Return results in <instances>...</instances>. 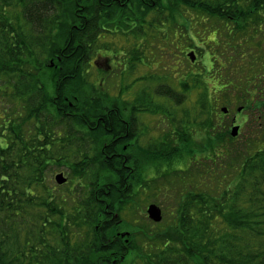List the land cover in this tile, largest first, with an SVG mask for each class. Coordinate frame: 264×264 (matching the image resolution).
I'll list each match as a JSON object with an SVG mask.
<instances>
[{
  "label": "trees",
  "instance_id": "obj_1",
  "mask_svg": "<svg viewBox=\"0 0 264 264\" xmlns=\"http://www.w3.org/2000/svg\"><path fill=\"white\" fill-rule=\"evenodd\" d=\"M184 9L201 14L199 20L187 15L197 23L187 34L189 40H200L198 25L203 23L199 22L203 14L222 19L230 29L227 50L218 52L219 59L212 56L210 66L212 73L220 71V76L215 75L219 86L203 84V101L208 106L206 94L212 89L221 94L227 91L228 98L237 90L238 106L248 111L256 143L236 144L230 125L222 131L224 138L214 135L215 126L211 129L204 122L208 130L203 150L208 156L202 160L190 161L193 154L187 151L198 140L184 128L176 137L168 132L170 140L157 144L155 153L143 151L144 147L135 154L128 152L124 163V156L111 153L117 143L105 145L118 135L120 115L116 109L107 113L111 108L96 96V105L89 104L92 96L83 88L90 57L99 48H110L100 42L101 33L128 29L136 11L140 14L131 20L132 32L145 33L140 28L145 24L146 29L162 31L167 39L168 27L173 24L174 32L179 26L174 14L186 16ZM75 10L80 14L74 15ZM118 12L125 17L124 25L117 20ZM154 13L157 16L152 19L149 15ZM169 20L173 22L164 30L160 23ZM263 31L264 0H0V264H264V47L263 39L257 38ZM236 32L238 37L248 32V38L234 43ZM139 34L136 39L143 38ZM224 58L248 64L247 73L241 69L223 75ZM42 67L55 71L54 92H48L42 81L40 70L46 69ZM181 84L191 91L189 81ZM161 86L159 95L181 101L177 90ZM95 90L101 92L102 87ZM214 94L209 104L217 114L222 98ZM143 96L140 93V108ZM8 97L24 101L28 113H9ZM95 116L108 119H91ZM45 119L57 120L59 127L49 126ZM97 133L106 142L94 149L91 145ZM153 154H158L165 167L162 175L149 179L148 167L157 162ZM229 155L239 160L231 176L222 173ZM64 161L70 173L79 176L77 182L87 188L89 207L83 213L77 210L91 225L83 233L71 230L66 221L69 215L54 204L60 184L52 185L48 172ZM179 161L189 163L179 168ZM172 171L186 192L180 198L167 193L173 199L168 219L129 226L120 213L128 207L124 198L135 203V194L151 190L150 180L157 186L153 190L161 189L157 179ZM172 184L161 183L165 192L171 191ZM122 231L130 233L123 236ZM137 233L145 236L142 242H137Z\"/></svg>",
  "mask_w": 264,
  "mask_h": 264
},
{
  "label": "rangeland",
  "instance_id": "obj_2",
  "mask_svg": "<svg viewBox=\"0 0 264 264\" xmlns=\"http://www.w3.org/2000/svg\"><path fill=\"white\" fill-rule=\"evenodd\" d=\"M76 13L80 14L75 10L73 14L76 15ZM136 13V16L133 15L131 16V19L129 18V21L132 24L128 26V29H124L122 27L121 30L112 29L111 31H103L101 33L102 38L101 40L99 39L100 42L108 43L107 45H110V48L108 50L107 48H99L90 57L88 76L85 74V84L82 83L86 93H89L92 96L89 97V104L93 103L95 106L97 100L100 99V102L108 108L116 107L124 112L127 110H134L136 112L135 115L132 116L135 119H140L144 134L141 136V139L133 138L130 140V151H133L134 154L138 153L142 147H144L143 151H149L152 149L155 153L157 144L162 143V141L166 142L170 140V132L173 133L172 137H176L178 136L177 132H179V129L184 130V128H186L189 132H192L193 138L198 140V142L193 145V148L187 151L188 154H193L190 157V161H200L203 159V156H208V152L203 150L204 146L207 145L205 133H207L208 127H203V123L209 122L212 125L211 129L214 125V135L225 138L226 136L222 131H224V128L231 125L232 117L234 112H237L235 110L240 101L237 90H232L229 95V98L231 96L232 102L228 98L227 91H223L221 94L220 91L215 90L216 87L219 86L217 84L219 81L216 76H220V71L212 73L210 70V66L213 65L212 56L219 59L218 52L220 53L224 49L227 50L226 48L229 45L227 41L230 40L227 33L230 29L224 26L225 23L222 19L213 16L207 17L203 14L204 20L201 18L203 21H199L200 23H203L198 25V28L200 29V40H197L196 42L191 39L189 40L187 38V34L189 35L192 25L197 26V23L190 17H187V15L199 20L201 14L197 15L198 13L193 10L188 12L184 9V14L186 16H182L179 12L174 14L176 17L173 16V20L179 24L178 29L173 32L172 29L174 25L172 24L171 28L168 27V37L165 39L162 31H158L157 28L154 27H152L151 30L146 29L144 26L145 24H143V26L140 25L141 30L145 33L139 34L132 32L131 28L133 27L134 22H131V20L140 14L139 11H136ZM118 14V22H124L125 17L120 12H118ZM149 16L154 19L157 15L154 13ZM170 22L173 21H162L160 25L163 24L162 26L164 30H167L168 24H171ZM182 26H184L185 31L182 30ZM138 34L139 36L143 35V38L140 36L139 39H136L135 35ZM241 35L242 36L238 37V33H235L234 36H236L237 39L234 43L238 42V38H242L243 36L248 38V32L244 35L242 33ZM257 35L258 40L260 38L263 39L262 46L264 47V31L262 34ZM100 42H98V44ZM102 43H100V45ZM254 43L256 44V42ZM229 48L230 50L233 49L232 47ZM190 50L196 51L197 56L195 60H191L188 56V52ZM138 56L139 58L137 59ZM247 60L249 61L248 56L246 58V61ZM223 61L226 62V66L221 72L223 75L228 76L229 74H234L241 69H243V73H247L248 64L243 65L238 63L237 58H235V60L232 59L231 61L224 58ZM51 65H53V62H51ZM205 66L208 69H205ZM50 70H52V68L47 67L45 70L40 71L43 76L42 81L48 89L47 91L54 92L53 78L55 71L50 72ZM213 76L215 77L213 78ZM79 80L82 81L81 78H79ZM182 81H189L191 91L183 88L181 84ZM91 83L95 84V86ZM203 84L209 85L213 88L215 87V89H212L206 94V97H208V106L204 105L203 101V97L205 96V93L203 94ZM159 86H161L160 88L162 90L167 87L177 90L180 93L179 95H181L178 96L179 99L181 98V101L177 102L175 99L167 97L166 95H159L158 92H161L157 91ZM197 86L200 88L197 89ZM95 87H102V91H96ZM228 89H232V87H228ZM213 92L216 96H218L219 93V96L222 98V100L218 102L219 106L217 114H214V111L216 112V110L211 111L210 109V104L212 103L209 101ZM140 93H145L141 108L138 103ZM94 96H96L95 98H97V100L93 98ZM211 100L214 102L213 97ZM23 102L24 101L20 102L16 98L8 97L5 106L9 109V113H12L11 111L13 110H20L24 111L25 115V113H28L29 108L27 104L24 107ZM223 105L228 106L232 112L230 111L229 115H226L225 118L221 119V114H223L221 107ZM245 112L247 111L238 115V119H236V121L241 125V129L239 136H237L236 141H234L236 144H242L241 146L244 147H246L247 143H251L253 141L256 143L253 136V130L251 131L252 123H248V118L244 116L246 114ZM45 120L49 126L53 123V125L59 127L55 124L58 122L57 120ZM244 120L247 122L246 124ZM58 124L65 125V123L60 122ZM253 129H255L254 126ZM104 138L105 136L101 133H97L95 136L93 135L94 142L91 146H93L94 149L95 147L99 148L101 144L106 142H103ZM57 145L60 146V142H58ZM156 157V164L158 165L153 162L152 165L148 167L147 174L149 179L154 177L156 174L157 177L163 174L162 171L164 170L163 167H165V164L159 161L158 154ZM225 161V169L222 173H226L230 176L235 174L236 171L233 164L237 165L239 160L235 158V155H229L226 156ZM62 163V165L54 164L55 169L52 167L48 172V179L52 185L57 183L55 180V174L59 171H63L67 176V182L58 185L60 186L58 187L59 190L56 192L58 197L54 200V204H56L58 208L65 210V212L69 215V218L66 220L68 227H72L71 230L74 232L83 233L87 228H89L90 224L84 221L85 219L83 220V216H78L77 210L82 209L83 213V211L89 207L85 201L87 200V198H85L87 188L85 186H81L77 182L79 180V176H74L70 173L71 169L68 162L64 161ZM188 163L189 161L187 163L179 161L177 166L179 168H184ZM152 166L154 168H152ZM158 167H160L161 170L157 172ZM165 175L168 177H162L156 181L157 185L160 186L161 189L153 190V188L157 186L154 181L150 180V184L151 186L153 185V188L151 187V190H148L146 193L141 191V193L135 194V203H128L129 199L124 198V203H126L125 205H128V207L122 209L120 213L122 214V218L126 219L128 223H131L129 226L134 225L139 227L141 225H147L148 222L153 221L147 213V207L152 202L158 203L162 208L163 219L160 223H163L168 219V212L170 210L168 204L171 200L173 202V199L171 196H166L167 193L174 192L175 194L173 195L180 198L181 195L186 192V189L182 184L178 183L179 181L175 180L174 171L171 173L165 172ZM166 178L169 184L172 181L174 185L172 184L173 187L171 188V191L168 189V191L165 192L161 183L163 181L166 185ZM153 191L157 192V195ZM57 217L58 213L56 214V218ZM114 217H118L117 210L114 213ZM126 229L127 228H122V230ZM141 229L144 230L142 227ZM47 235L50 238H55L52 235ZM137 237L138 243L142 242L141 240L145 238L142 233H137ZM55 240H57V238H55ZM134 243L135 242H132L131 244Z\"/></svg>",
  "mask_w": 264,
  "mask_h": 264
},
{
  "label": "flooded vegetation",
  "instance_id": "obj_3",
  "mask_svg": "<svg viewBox=\"0 0 264 264\" xmlns=\"http://www.w3.org/2000/svg\"><path fill=\"white\" fill-rule=\"evenodd\" d=\"M113 109L117 110V113L120 115V117L118 118L121 122V127L120 130L118 132V135H114L115 140L114 141H110L109 143H106V145H109L110 143H117L118 148L116 150H113L111 153L114 152V154L116 153L119 156H124V160L123 162L125 163V160H128V152H131V148H130V140L131 139H141V121L140 119H135L132 115H135L136 112L133 113V111L131 110H127L126 112L119 110L116 107H112L109 111H107V113H111L113 111ZM230 109H228L227 112H222L223 114H221V119L225 118L226 115L230 114ZM237 112H234V115L232 117V124H237L238 122L236 121V119H238V115H241L245 110L243 109L242 106H238L236 108ZM232 112V111H231ZM246 113V114H245ZM244 116L246 118H248V111L245 112ZM220 115V114H219ZM92 116V115H91ZM91 119H108V116L104 117V116H95L92 117ZM92 127V126H91ZM151 127V126H150ZM149 127V128H150ZM150 138V137H148ZM132 153V152H131ZM108 154H110L108 152ZM108 158V157H107ZM126 167H130L129 164H126ZM132 168V167H131ZM131 170H134L133 168ZM124 232V231H123Z\"/></svg>",
  "mask_w": 264,
  "mask_h": 264
},
{
  "label": "water",
  "instance_id": "obj_4",
  "mask_svg": "<svg viewBox=\"0 0 264 264\" xmlns=\"http://www.w3.org/2000/svg\"><path fill=\"white\" fill-rule=\"evenodd\" d=\"M188 54L192 60H195L196 54L193 50L190 51ZM222 109L225 112L228 111L226 106L222 107ZM238 132H239V125L232 126V128H231L232 135L235 136L238 134ZM55 180L59 184H63L67 181V176L64 174L63 171H59L58 173L55 174ZM147 213H148V216L156 222L161 221L163 218L161 207L157 203H154V202H152L148 205ZM128 234H129V232H127V231L122 233L123 236L128 235Z\"/></svg>",
  "mask_w": 264,
  "mask_h": 264
}]
</instances>
